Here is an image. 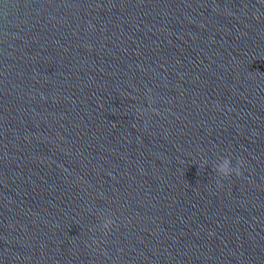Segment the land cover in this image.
<instances>
[{
    "label": "water",
    "instance_id": "1",
    "mask_svg": "<svg viewBox=\"0 0 264 264\" xmlns=\"http://www.w3.org/2000/svg\"><path fill=\"white\" fill-rule=\"evenodd\" d=\"M0 264H264V0H0Z\"/></svg>",
    "mask_w": 264,
    "mask_h": 264
},
{
    "label": "clouds",
    "instance_id": "2",
    "mask_svg": "<svg viewBox=\"0 0 264 264\" xmlns=\"http://www.w3.org/2000/svg\"><path fill=\"white\" fill-rule=\"evenodd\" d=\"M242 166H243V161H237V167L234 169V173H235L236 176H240L241 175ZM225 175L228 176V177L231 176V175H228V173H225Z\"/></svg>",
    "mask_w": 264,
    "mask_h": 264
}]
</instances>
